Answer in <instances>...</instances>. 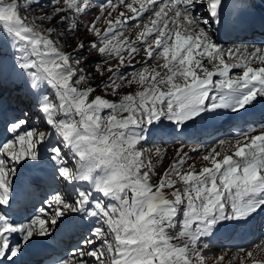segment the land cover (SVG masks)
Masks as SVG:
<instances>
[{
  "label": "snow or ice",
  "instance_id": "obj_1",
  "mask_svg": "<svg viewBox=\"0 0 264 264\" xmlns=\"http://www.w3.org/2000/svg\"><path fill=\"white\" fill-rule=\"evenodd\" d=\"M254 6L53 0L52 14L41 8L29 18L21 10L39 8L40 0H0V126L9 134L0 139V264H22L36 244L52 249V264H223L224 255L206 258L209 239L264 214V41L221 42L252 27ZM119 8L126 11L113 18ZM94 11L101 14L87 25L95 37L88 55L102 58L97 74L110 75L92 86L84 42L69 52L59 38L74 36ZM129 28L135 39L125 35ZM141 52L145 58L133 64ZM6 84L18 86L25 106L12 107ZM37 113L44 130L32 125ZM240 121L228 137L192 149L202 167L184 170L191 156L181 148L154 182L152 156L161 149L145 145L165 123L168 135L179 136ZM39 188L46 194L29 213L26 201ZM73 232L77 246L59 254L57 236ZM236 259L264 264V238L240 247Z\"/></svg>",
  "mask_w": 264,
  "mask_h": 264
},
{
  "label": "rangeland",
  "instance_id": "obj_2",
  "mask_svg": "<svg viewBox=\"0 0 264 264\" xmlns=\"http://www.w3.org/2000/svg\"><path fill=\"white\" fill-rule=\"evenodd\" d=\"M21 3H23V0H21ZM52 3H53V0H40V7L39 8L34 7L32 11H28L27 13H25L23 10H21V11H22V14L27 15L29 18H31L33 16L38 17V16L42 15L43 13L41 12V8L44 9L45 12L52 14V12H53V9L51 7ZM95 3L98 5L103 4V3H105V0H95ZM117 3H118V0H117ZM119 11H126V9L119 8L116 12H113L112 13L113 18H115L118 15ZM100 14H101L100 12L94 11L92 14H90V15L84 17L83 19L79 20L78 23L80 25H82L83 27L80 30H78L74 36L66 35V36L59 38L61 44H64L65 42H67V44L71 45V47L66 48V50L69 52L73 51V49L76 47L77 43H79L81 41L84 42L83 55L87 57L88 61H91V63H86V72L88 74L92 75V80H93L92 86L100 84L102 80H107L108 75H110L109 73H105V75L103 77H101L99 74H97L96 73L97 64L99 63V61L102 58L95 52H92L91 55H88V50L90 48L88 41L95 39V37H92L90 35V33L88 32V29H87V25H88L89 21L93 20L95 18V16H99ZM57 20H59V16H55V18L51 21V23L46 24L45 27H51L52 25H54L56 23ZM130 23H133V22H130ZM97 26L101 30H103L107 27L106 23L103 20L98 21ZM134 31H135L134 28H129L128 31L125 32V35L130 36L133 39H135V37L132 36V33ZM249 39H251V38H249ZM228 44L239 45V44H243V43L236 42V43H228ZM252 44H255V43H252ZM144 58H145L144 53L141 52L139 55L136 56V58L132 61V63L136 64L137 61H142ZM116 63H117L116 60L111 61L112 65H115ZM82 66H84V65H82ZM104 67H107V65H104ZM137 67H139V65H137ZM127 71L130 72V71H132V69L129 68V69H127ZM17 88H18L17 85L6 84L3 88V95L10 102L12 107H18V106L23 107V106H25L26 102L22 100ZM135 90H136L135 85H133L131 89L125 87L121 90L120 94L121 95L127 94L129 91H135ZM96 94L104 95V93L99 91V90L97 91ZM105 98L110 99V100H114V101H118L119 95L115 96V97H113L111 95H107ZM31 122H32L33 127H36L39 130H44L43 120L38 113L32 116ZM218 123L219 122H216L215 124L217 125ZM162 128L164 130L155 132V134L153 133L150 136L149 143L145 145V147L153 149V151L156 148L161 149V156H156V155L152 156L153 163L157 164V168L155 170L156 175L153 177L154 182H158L159 177L161 175H163L164 171L170 166V164L173 161H176L179 159V156L177 155V153H178V150H180L181 148H183V152H187L191 156V159L187 162V164H185L184 170H187L188 165L192 164V163H195L197 168L199 169L200 167L203 166V164L201 163V156H200V154L193 152L192 149L200 148L201 146H203L204 148H208L211 145V143L217 137L226 138L229 135V134L223 133L224 131L222 132V130L221 131L216 130V131H211L212 133L209 132L207 134H202L195 140L184 142V137H177L175 135H172V136L169 135L168 136L169 126L167 125V123H165V125H163ZM1 129H3L2 126H1ZM7 134H5L4 131L1 132V136L5 137V136H7ZM198 139H201V140H198ZM178 187H182V185H178ZM45 194H46V191H45V193H39V192L37 193L38 196H42V197ZM240 229L241 228H238V232L236 233L235 237L230 241V243L235 244V241L238 240V234H239ZM86 233H87V230H85V234ZM74 235H75V233L73 232V233H63V234H60L57 236V239H58V237L65 236L64 238H60V244L64 243L65 241L72 240V242L69 243V246L67 247V251L58 252L59 254L67 255L69 253V251H68L69 247H71L73 249L77 246V243L80 240V236L76 234V237H75L76 240H75V239H72L74 237ZM259 235L260 234H258L256 236V238L254 239L255 241H259L261 238H264V228H263V231L261 232V235L260 236ZM57 239H56V242H57ZM252 243L253 242H249L248 244H246L244 246H239V247H243L245 249H248L249 245ZM60 244H58V245H60ZM219 245L221 246V244H218V238L217 237H212L209 239V249L206 250V253H205L207 259L216 260L220 255H224L225 260H224L223 264H228L229 261H235V264H239V260L236 259V254L238 252L239 247L237 248L235 245H234V248L232 245H226V246L220 247ZM52 254L53 253L49 254L48 256H51ZM43 261H44V259H43ZM43 261L38 260L37 264H39L40 262H43Z\"/></svg>",
  "mask_w": 264,
  "mask_h": 264
},
{
  "label": "bare ground",
  "instance_id": "obj_3",
  "mask_svg": "<svg viewBox=\"0 0 264 264\" xmlns=\"http://www.w3.org/2000/svg\"><path fill=\"white\" fill-rule=\"evenodd\" d=\"M257 30H260V33L263 36L262 39H264V27L258 28L255 31H257ZM247 38L248 39L251 38L253 40H256L257 41L255 43L256 45L260 44L259 41L261 40V38L257 37V36H254L253 33L248 35ZM221 42H222V40H221ZM233 43H236V42H233ZM228 46H233V44H228ZM260 111H261V109L258 108L257 109V114H256V116L253 119H257V120L259 119ZM230 125H233V124L219 122L217 125L213 124V125L207 127L206 129L193 130V131L185 134L186 135V139L188 141H192V140L197 139L202 134H207V133H209L211 131H216V130H219V131L222 130V132L224 131L223 133L229 134L231 130L228 127ZM241 125L244 126V122L243 121L238 122V124L236 126H241ZM0 130H1V126H0ZM236 130L237 129H235L233 131H236ZM198 140H201V139H198ZM33 197L34 196H30L27 199L25 207L26 206H31V207H33V209L36 208L34 200L32 199ZM29 210H32V209H29ZM24 218H27V217L25 215L17 216L18 220H23ZM261 218H264V214L257 215L256 219L254 221H252V223L248 227L241 228L239 230L238 240L235 241V244L230 243V241L235 237L236 233L238 232V228L228 227L226 229H223L221 232L217 233L214 237L218 238V244L222 245V243H223V246H226V245H229V243H230L233 246V248H234V245L238 248L239 246H244V245L248 244L249 242H256L254 239L256 238V236L258 234L261 235V232L263 231V228H264V227L263 228L259 227L258 223H257V221L259 219H261ZM64 237L65 236L58 237V239H57V242H56V251L57 252H65V251H67V247L69 246V243L72 242V240H69V241H65L64 243L60 244V238H64ZM75 237H76V234L74 235V237L72 239H75ZM58 244H60V245H58ZM51 253H53L52 249H46L44 244H36V245H33L29 249V251L27 253H25V255L23 257H21L20 259H21V262H28L30 264H37L38 260L43 261V259L45 257H48V255L51 254ZM41 263L42 262H40L39 264H41Z\"/></svg>",
  "mask_w": 264,
  "mask_h": 264
}]
</instances>
